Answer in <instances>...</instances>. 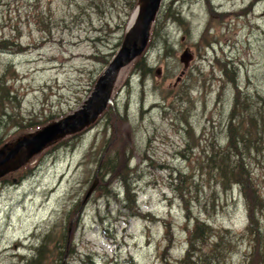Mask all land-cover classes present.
<instances>
[{"label":"rangeland","instance_id":"rangeland-1","mask_svg":"<svg viewBox=\"0 0 264 264\" xmlns=\"http://www.w3.org/2000/svg\"><path fill=\"white\" fill-rule=\"evenodd\" d=\"M128 1L0 0V108L9 114L0 110V150L81 107L142 13L145 0L130 12ZM155 16L144 51L115 73L106 108L1 166L12 169L0 175V264H22L62 226L74 246L66 264H177L195 220L211 227L207 243L234 236L227 264H244V197L238 184L221 186L210 158L231 129L264 198V137L255 151L241 142L264 108V0H161ZM142 59L143 76L134 70Z\"/></svg>","mask_w":264,"mask_h":264},{"label":"trees","instance_id":"trees-1","mask_svg":"<svg viewBox=\"0 0 264 264\" xmlns=\"http://www.w3.org/2000/svg\"><path fill=\"white\" fill-rule=\"evenodd\" d=\"M136 3L137 0H129L127 2L129 12L135 8ZM162 26L163 23L160 24L157 29H153L151 32L152 36L159 35L161 33ZM11 44L16 48L19 47L18 44ZM134 70L138 71L141 76H143L145 72H150L146 67L144 59L136 61ZM7 90L8 87H6V91ZM12 97H14V95ZM238 99L239 96L235 98L234 103L237 102ZM0 110L9 116L8 112L3 111L1 108ZM118 110L119 109L117 108L116 111ZM252 113H255L258 117L254 115L251 117L250 115L248 130L250 129L255 134H253L252 138H250L251 134L249 136V133L245 137L241 135V142L243 143L245 140L249 143L250 149L255 151L257 144L260 143L259 138L262 136L264 137V108H260ZM230 131L231 129L229 130L226 146L223 149L217 150L216 154L212 151V158H210V160L215 162V175L217 176L218 182L221 186L226 189L232 184H238L240 186V193L244 197L248 219V225L245 227L244 236L246 237L248 243H250V249L248 250V253L243 254V263L264 264V227L261 226L259 216L257 215L259 206L262 208L260 212L264 211V198L259 194V191L254 186V183H252V181L248 178L249 171L246 163L243 161V151L237 148L236 139ZM75 133L77 134V132ZM231 148H234V150L231 151ZM113 175L116 174L113 173ZM119 176L117 177L118 179H120ZM121 178L122 179L120 180H122L124 185L127 186L125 184L127 183L126 177L121 176ZM247 180H249V183H247ZM247 189L252 190L250 196H248ZM132 194H135V191L134 189L132 190L131 187L129 190L125 191L124 197L125 207H127L130 213V209L132 208L130 205L132 202ZM210 231H212L211 227L205 225L203 222L195 220L194 225L187 233L186 250L183 256L180 259H177V264H227L226 259L229 255L228 246L234 241L235 237L228 233L217 234V239L215 241L207 243ZM67 232V229L62 226V229L57 233H54V229H51L43 234L40 237L39 242H37V244L31 249L30 254H27L25 257H21V263L66 264L64 260L65 255L74 252L72 239ZM56 237H58L57 242H59V246L55 249V251H53L49 249V246L52 241H55ZM169 246L170 243H168V247ZM169 262V256H162L161 264H171Z\"/></svg>","mask_w":264,"mask_h":264},{"label":"water","instance_id":"water-1","mask_svg":"<svg viewBox=\"0 0 264 264\" xmlns=\"http://www.w3.org/2000/svg\"><path fill=\"white\" fill-rule=\"evenodd\" d=\"M161 0H145L142 13L132 30L127 31L121 43L120 49L113 56L102 74L98 77L94 88L81 107L64 118L44 126L35 134H29L16 140L7 151L0 150V168L9 159L13 158L22 148L27 149L26 157L40 152L48 143L57 136L78 130L94 119L99 112L106 108L111 102V87L117 70L129 63L135 56L139 55L148 42L150 26L159 9ZM190 59V55L184 51L181 60L184 64ZM12 169L4 167L0 169V175ZM95 186H90L88 196Z\"/></svg>","mask_w":264,"mask_h":264},{"label":"bare ground","instance_id":"bare-ground-1","mask_svg":"<svg viewBox=\"0 0 264 264\" xmlns=\"http://www.w3.org/2000/svg\"><path fill=\"white\" fill-rule=\"evenodd\" d=\"M140 13H141V8L135 13V15H134V17H133L132 24L138 21L137 19L139 18ZM136 20H137V21H136ZM135 24H136V23H135ZM144 49H145V48H144ZM143 51H144V50H143ZM112 58H113V57H112ZM111 60H112V59H111ZM111 60H110V61H111ZM110 61H109V62H110Z\"/></svg>","mask_w":264,"mask_h":264}]
</instances>
